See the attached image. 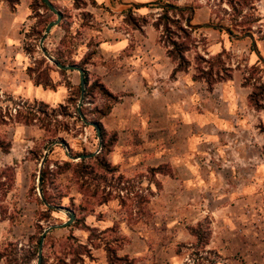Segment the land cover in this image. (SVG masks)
Masks as SVG:
<instances>
[{"label":"rangeland","instance_id":"374dc122","mask_svg":"<svg viewBox=\"0 0 264 264\" xmlns=\"http://www.w3.org/2000/svg\"><path fill=\"white\" fill-rule=\"evenodd\" d=\"M0 1L10 9L13 5L16 9L22 2ZM23 1L28 2L30 9V18L21 27L24 35L22 49L28 57L25 72L30 79L28 68H37V61L44 56L42 47L56 53L61 39L72 38L70 41L77 44V55L74 56L79 63L84 52L82 44L95 45L91 52L96 50L101 37L112 33L107 30L106 35L98 34L99 30L108 27L109 30L126 31L134 28L130 17L140 22L143 19L132 11L125 13L124 18L116 20L110 13L104 20L94 22L86 12L74 18L65 11L70 16L71 27L65 21V27L56 28L41 46L45 31L40 39L35 32L42 29L43 21L56 20V15L46 10L42 2ZM155 1L193 7L197 13L191 21L194 25L218 24L219 21L234 29L236 25H251L256 39L264 40L261 27L264 26V0ZM33 9L40 17H33ZM155 9L157 13L153 20L156 22L162 10ZM190 17L191 13H185L176 19L181 18L182 25L188 29L186 20ZM258 18L259 22L256 21ZM159 31L167 50L173 49L167 46L171 40L188 47L185 56L190 62L187 71L190 73V89L178 86L179 95L183 98L190 95V115L204 113L205 117L200 116L196 121L190 116V124L185 125L181 118L167 120L164 113L160 125H141L139 129L143 132L135 129L134 122V130L129 134L106 128L105 140L109 148L103 151L102 147L94 155L96 159L87 161L83 169L63 167L67 161L76 165L82 160L69 159L66 149L56 145L49 152L48 163L45 160L43 170L49 166L58 174L50 176L45 192L42 191L39 174L45 154L53 143H66L70 153L76 157L95 153L100 147L95 128L85 125L80 116H76L78 105L75 101L68 103L76 92L68 85L77 87L79 74L69 71L61 74V70L48 60L49 75L57 88L47 92L40 90V96L55 104H48L50 108L68 106L71 115L59 117L69 125V134L61 133L64 140L52 143L48 136L54 126L42 127L44 123L25 125L5 118L7 112L15 113L7 95L30 104L41 101L25 100L0 90V135L11 145L8 153L0 150V173L10 167L12 170L5 175L13 178L7 197L2 198L9 208L8 216L13 220L0 224V252L13 243L17 245L18 262L22 263L21 259L34 248L45 229L67 222L71 211L75 213V222L67 228L51 231L45 238V264H241L251 261V247H260L259 251L263 252L264 121L261 116L258 118L247 110L241 111L239 115L247 122L241 127L228 115L227 105L221 92L215 91V86L222 82L216 76L221 68L232 70L233 75L237 66L243 73V84L249 86L253 93L255 85L264 84V64L254 53L249 38L237 41L224 31L208 27L194 29L187 35L176 27H171V32L163 27ZM235 34L242 36L247 33L235 29ZM218 35L236 46L231 51L222 52L219 60L217 56L220 54L211 55L209 51L212 44L221 39ZM41 69H46L45 65ZM89 74L90 85L102 82L96 73ZM207 81L214 82L213 86H209ZM60 87L68 90V97L62 104L61 93L55 92ZM92 90L84 101V111L90 121L102 123L104 117L101 113L118 101L106 98L98 86ZM249 104L254 108L250 99ZM261 115L264 116V112ZM218 116L229 122L219 121ZM112 141L116 142L110 145ZM254 145L258 147V154H247ZM236 149L243 153L239 154ZM104 163L109 166L105 167ZM249 165L263 167L259 172L258 195L253 197L245 192V185L251 179V172L246 170ZM42 196L46 200L51 199L53 204H50L56 208L46 207ZM222 214H227L228 218L223 219L220 217ZM242 214L244 218L240 219ZM240 230L246 231V235L258 236L260 242L247 239L248 253L238 252L231 258L209 253L210 250L219 252L218 248L222 246L238 249L241 244L235 235ZM194 232L199 234V238ZM207 242L209 245L205 246ZM0 264H7L6 259L0 258Z\"/></svg>","mask_w":264,"mask_h":264},{"label":"crops","instance_id":"0c3cea01","mask_svg":"<svg viewBox=\"0 0 264 264\" xmlns=\"http://www.w3.org/2000/svg\"><path fill=\"white\" fill-rule=\"evenodd\" d=\"M50 1L61 13L67 11L68 15L77 18L80 14L86 12L91 15L90 17L94 22L104 20V18L110 16V13L112 18L116 20L124 18V14L130 13V10L136 16L148 20L142 30L134 28L126 31L124 29L109 30L110 28L106 27L98 32V34L106 35L108 30L112 33H109L108 37H101L98 40L96 54L92 63L87 65V70L96 73L106 88L113 95L119 96L118 102L111 105L110 113L102 120L105 129L109 128L118 131L120 134H129L134 130L132 127L133 122L137 126L135 129H139L144 124L146 126L160 125L164 113H166L165 118L167 120L173 121L181 118L185 125L190 124V116L195 117L196 121L200 116L205 117L204 113L201 115H192L191 113L190 115V95L185 98L179 95L178 86H182L186 90L190 89V73L178 72L173 75L177 65L168 55V50L160 39V31L154 26L153 17L156 16L157 12L153 8L158 10L159 2L155 0H83L86 6L77 8L74 0ZM196 14L194 9V17ZM262 17H264V14ZM29 18L30 9L27 1L22 0L14 11L0 1V90L20 96L25 100H39L51 104L39 93L40 90H44V92L50 90L35 85L26 76L25 69L28 65V57L22 49L24 35L21 27ZM261 27L264 29V26ZM56 28H59V26L52 29V34ZM218 37L221 38L220 35ZM221 39L212 44L209 50L211 55L231 51L232 48L236 47L232 45L229 39L226 40L224 37ZM256 43L261 56H264V40L260 41L257 38ZM87 44L86 42L82 46L80 45L82 51H84L82 52L83 56L90 51ZM73 72L76 73L77 71ZM79 78L81 80L80 74ZM243 78L242 71L236 66L230 80L222 81L215 86V91L221 92L224 104L227 105L228 115L236 119L237 124H240L241 127L247 123L242 120V115H239L241 111L247 110L250 115L254 113V116L258 118L261 116L264 121V116L261 115L264 108L260 112L249 104L252 89L243 84ZM192 84L195 85L196 83L192 82ZM197 84L202 83L197 82ZM55 92L61 93L62 102L60 104L64 103L68 97L67 88L60 87ZM51 105L55 104L52 103ZM212 116L215 115L212 114ZM217 118L221 122H229L224 117L220 119L218 116ZM147 129L148 127H146ZM139 130L143 132V129ZM249 150L250 153L247 154L250 155H257L259 151L255 145L254 147L251 146ZM238 151L239 154L243 153L241 150L236 152ZM249 166L246 170L251 172V179L245 185V192L253 197L258 195L259 172L263 167L258 165ZM227 216V214L220 215L225 220L228 218ZM243 218L244 214L240 216V219ZM246 234L244 230L236 233L235 237L241 244L238 249L231 250L226 246H222L218 248L220 254L231 258V256L238 255V252H241V254L248 253V246L245 241L249 238L252 241L257 240V242H260V240L258 236ZM259 248L251 247V255H253L249 259L251 261L249 263L242 262L241 264H264V242L263 252H260Z\"/></svg>","mask_w":264,"mask_h":264},{"label":"trees","instance_id":"16d2710c","mask_svg":"<svg viewBox=\"0 0 264 264\" xmlns=\"http://www.w3.org/2000/svg\"><path fill=\"white\" fill-rule=\"evenodd\" d=\"M8 2L11 3V0H7ZM75 1V6L77 8H83L86 6V3L83 2V0H74ZM35 2H42V0H35ZM37 4V3H36ZM231 6L233 8H235V5L233 4V2H230ZM35 5V4H34ZM173 5V4H172ZM42 6L45 7L46 10H49L48 7L43 3ZM177 6V5H174ZM157 8L162 10V14H160L159 18L157 19V21L154 23V26L156 29L160 30L162 27L165 31L167 32H171V27H176L177 30L183 32L184 34H189V32L194 31V29L197 28H190L188 26V23L192 17V10L191 7L189 8H185V9H170V8H163L158 6ZM11 10L14 11L15 10V6L13 5L11 7ZM35 12V16L33 17H37L40 15L36 12L35 9H33ZM130 12H132V10H130ZM185 13H191V17L188 18L187 21V27L188 29H186L183 25H182V20L181 18L176 19V17H182ZM54 14V13H53ZM62 14V22L59 25V27L64 28L65 26V21L68 22L67 25H69V27H71L72 23L68 21V18L70 16L66 15L65 13H61ZM55 15V14H54ZM89 16V15H88ZM57 19V16H56ZM257 22L260 21V19L258 18L256 20ZM52 22V21H43L42 22V29L38 30V31H34L37 35V38L40 39L43 32L45 31L47 25ZM130 22L132 23V26L134 27V29L136 30H142V27L145 26L148 23V20L146 18H143L142 21H138L133 17H130ZM140 24H139V23ZM218 25H222L224 26L225 24L223 23V21H219ZM231 31L233 33H235V29H239L241 30L243 33H254L253 32V27L251 25H236V28L234 29L233 26L229 25L228 26ZM190 28V29H189ZM220 32H223V30L218 29ZM72 38H70L71 40ZM68 40L67 38H63L57 45L56 47V53H51L47 48L46 50L49 52L50 55H52L53 57H55L60 63L64 64V65H79L83 70H84V77H85V81H86V97L85 99L90 95L92 88L95 87H99L101 93L106 97L109 98L113 101H118V97L113 95L107 88L106 86L102 83V82H98V83H94L90 85V74L89 71L87 70V65L92 63L93 57L96 54V51H89L88 53H86L83 58L80 60L79 63H77L76 61V57L74 55H77L76 47L77 44L73 43L72 41ZM95 46V45H94ZM92 43L87 44V48L91 49V47H94ZM167 46H172L173 49H168V55L170 56V58L176 63L177 67L173 73V75L177 74L178 72H187L190 68V62L186 59L185 53L188 51V47L184 44V43H179L177 41L171 40ZM76 52V53H74ZM222 57V54L217 56V59L219 60ZM38 62V66L37 68L34 67H29L28 71H29V75L31 77V79L34 81L35 85L37 86H42L44 89H50V90H56L57 85L53 82L52 78L49 75V69L50 67L48 66L49 62L47 60V58H45L43 55L41 57V59ZM45 65L46 69L42 70L41 67ZM61 74H65L68 71H60ZM69 72H73V71H69ZM223 76H220V75ZM216 76H218V81H227L230 80L232 78V70L228 69V68H221L218 72V74H216ZM247 82V81H246ZM207 83L209 84V86H213L212 81H207ZM248 83V82H247ZM81 80L79 81V85L77 87L73 86V85H68V88L70 89H74L75 95H72L70 97V99L68 100V103H71L72 101L76 102V106L78 105V102L80 100V94H81ZM7 101L9 103H11L14 106V114L11 112H7V115H5V118L8 119V121L10 120L11 122L14 123H24L25 125H34L37 123H41L43 124L42 127H49V126H54L55 129H53L52 133L48 136V141L50 143L56 141V140H64L63 137H61V133H66L69 134V125L63 123L59 117L62 118H67V117H71V115L69 114L68 111V106L66 105H60L59 108H50V106L47 103L44 102H38L35 101L32 104L28 103V102H24L22 100L19 99H15L13 96L7 95ZM250 103H252L253 107L256 110H261L264 108V84H257L254 86V90L253 93L250 95ZM85 104V103H84ZM112 106L108 105L106 107V110L104 112L101 113L102 117L107 116L110 111H111ZM84 107H83V113L87 116V113L84 111ZM11 111V110H10ZM76 116L79 117L78 115V110L76 109ZM80 119V117H79ZM3 121H6L5 119H2ZM98 122L101 129H102V138H103V151L107 150L109 148V143L106 142L105 138H106V129L104 128V126L102 125V123L100 121H95ZM62 125H64L65 127H62ZM116 142V141H115ZM114 141H112L111 144L115 143ZM11 149V145L9 142H6L2 136L0 135V150L4 153H8ZM92 159H96V157L94 158H90V159H84L82 160L80 163H77L76 165H73V163L71 161H67L64 163L63 167H67V168H71V167H75L78 169H83L86 168L85 163L87 161H90ZM48 163V159H46V164ZM104 166L107 167L109 166L107 163H104ZM62 168V167H60ZM12 170V168L8 167L7 169L4 170V172L0 173V224L6 220H13L11 219L8 215H9V208L4 205L5 201L2 200V198L4 199L5 197H7L8 193H9V189L12 185V175H5V173H10V171ZM66 170V169H65ZM79 173V171H78ZM58 173L55 171H51L49 169V166H45L43 172H42V176L40 178V184L42 187V191L45 192V189L47 188V184L49 182V178L50 176H54L57 175ZM4 177L6 180H4ZM47 198V197H46ZM47 200L49 201V203L53 204V202L51 201V199L47 198ZM194 235L199 238V234L194 232ZM41 243V237H39L38 241L36 242V244L34 245V248L32 250H30L28 253V255L26 257H24L22 260V263H19V256H18V252L16 251L17 249V245L10 243L2 252H0V258L1 259H6V263L7 264H32L34 261L38 260V253H39V246ZM209 243L207 242L205 244V246H208ZM209 253L211 255H215V256H220V253L215 251V250H210ZM214 263H216V261H213ZM42 264H45V258L43 256V262ZM216 264H219V262H217Z\"/></svg>","mask_w":264,"mask_h":264},{"label":"water","instance_id":"95a60500","mask_svg":"<svg viewBox=\"0 0 264 264\" xmlns=\"http://www.w3.org/2000/svg\"><path fill=\"white\" fill-rule=\"evenodd\" d=\"M42 1L48 7V9L57 16V19L52 21V22H50L47 25V27L45 29V32H44V34H43V36H42V38L40 40L41 46L44 45V43H45L46 39L48 38V36L50 35L52 29L54 27L59 26L60 23L62 22V19H63L61 12L57 9V7L50 0H42ZM158 6L163 7V8H170V9H185V8H189L190 9V7L174 6V5L170 4V3L169 4H163L161 2L158 3ZM191 10H192V17H191V19H190V21L188 23V26L190 28L208 27V28H213V29H221V30L225 31L232 39L237 40V41L249 38L252 41V48H253L254 53L256 54L258 59L264 64V58L261 56V54H260V52L258 50L256 39H255V36H254L253 33H247L245 35L239 36V35H236L235 33H233L231 31V29L229 27H227V26H222V25H218V24H211V23L201 24V25H193L191 23V21L194 18V9L191 8ZM42 52H43L45 58H47V60L52 62L59 70H63V71H77V72H79V74L81 76V85H80L81 94H80V100H79V103H78V115L80 116L81 120L83 121V123L85 125L95 128V130L97 132V135H98L100 147H99V150L97 152H95V153L76 157V156H74V155H72L70 153L69 147H68V145L66 143H64V142H55V143H53L49 147V149H48V151L45 154V157L43 159L42 168H41L40 174H39V179L42 176L43 165L45 163V160H46L49 152L52 150V148L54 146H56V145L63 146L66 149V151H67L68 158L73 160V161H78V160H84V159L92 158V157H94V155L98 154L100 152V150L102 149V147H103L102 129H101L99 123L95 122V121H90L88 119V117L83 113V105H84V101H85V97H86V81H85V77H84V70L79 65H64V64L60 63L55 57L50 55L49 52L44 47H42ZM42 200H43V202H44L46 207H48V208H56L55 206L51 205L45 199V197H43V196H42ZM68 216H69V220L67 222H65V223H63L61 225H52V226H50V227L45 229V231H44V233L42 234V237H41V243H40V246H39V253H38V260H37L36 264H42V262H43V246H44V241H45L46 236L53 230L61 229V228H67V227H69L70 225H72L75 222L76 216H75V213L73 211H71Z\"/></svg>","mask_w":264,"mask_h":264}]
</instances>
